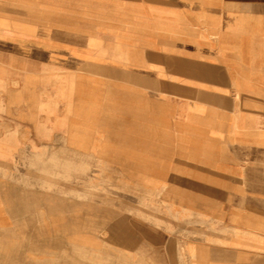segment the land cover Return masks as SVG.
<instances>
[{
  "label": "crops",
  "instance_id": "0c3cea01",
  "mask_svg": "<svg viewBox=\"0 0 264 264\" xmlns=\"http://www.w3.org/2000/svg\"><path fill=\"white\" fill-rule=\"evenodd\" d=\"M27 1L0 0V112L17 86L8 109L31 134L46 97L43 143L66 129L71 158L120 164L172 215L0 189V264H264V0ZM81 23L124 35L34 50ZM199 49L221 68L176 66Z\"/></svg>",
  "mask_w": 264,
  "mask_h": 264
},
{
  "label": "rangeland",
  "instance_id": "374dc122",
  "mask_svg": "<svg viewBox=\"0 0 264 264\" xmlns=\"http://www.w3.org/2000/svg\"><path fill=\"white\" fill-rule=\"evenodd\" d=\"M22 2L27 3L28 1L22 0ZM120 17H123V15ZM71 27L82 30L47 32L48 39L53 41V45L60 44L67 45V47H36L34 50H51L55 53L54 55H60V52L63 50V52H69L66 54L67 56H73L85 50L84 48L75 47V45L81 43L83 40H108L119 38L120 35L123 37L124 35V33L120 32L96 30L97 28L106 29L108 26L98 27L92 24L81 23ZM15 37L17 39L28 40V37L22 34L21 36L11 34L6 39L12 40ZM97 50L108 53L114 49L102 47ZM181 50L165 48V53H162L166 55H185ZM199 50H195L194 53L191 52L188 57L190 59L189 62H182L176 66H179L181 71L193 72L201 76H204L209 70L207 67L219 66L221 68L220 64L215 63L205 65L204 49ZM215 50L217 49H214V53L216 52ZM191 51H194V49ZM233 72L231 74L235 76ZM14 87L16 88L17 86H5L4 99L6 106L4 112H0L1 190H7L8 192L10 190L18 192L19 190L22 195L35 193L34 191H36L42 197L43 194L47 193L63 196L69 200H79L84 203L85 215L95 214L96 210H99L101 216H106L110 210L114 211V207L116 206L118 212L124 211L126 201L134 204L133 212H137L138 215L144 209L150 210V213L172 215L170 204L165 203V208L160 207L161 209L156 207L158 199L171 200L170 197L163 196V193L158 194L157 192L144 190L140 177L127 175L120 164L113 165L112 162L101 159L83 160L71 158L74 155L72 149L63 141L67 139L66 129H64V133H61V128H58L57 132L59 134L57 137H54V139H57L55 143H43V135L41 133L44 131L45 108H47L44 101L46 97L32 96V103L35 105L33 109L34 111H39L37 123L43 124L40 130L35 129L36 131L30 134L28 133V128L22 129L14 126V122L12 121L13 115L10 109H8L9 100H12L11 89ZM24 98L28 99V96H24ZM213 98L216 103H221L220 97ZM231 101L229 103H238V99L235 97ZM69 156L70 158H68ZM147 205L149 206L147 207ZM162 206L164 205L162 204Z\"/></svg>",
  "mask_w": 264,
  "mask_h": 264
}]
</instances>
